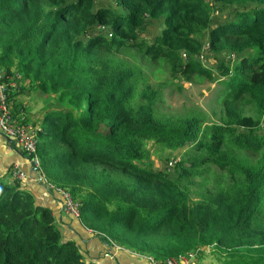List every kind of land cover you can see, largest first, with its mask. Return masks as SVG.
<instances>
[{
  "label": "trees",
  "instance_id": "obj_1",
  "mask_svg": "<svg viewBox=\"0 0 264 264\" xmlns=\"http://www.w3.org/2000/svg\"><path fill=\"white\" fill-rule=\"evenodd\" d=\"M212 4L235 13L213 22ZM123 54L218 82L222 121L171 114ZM0 71L63 106L44 110L36 152L23 154L103 244L160 262L212 247L220 264H264V0H0ZM149 142L183 152L178 177L154 168ZM11 172L0 177V264H89ZM196 178L208 190L192 201Z\"/></svg>",
  "mask_w": 264,
  "mask_h": 264
},
{
  "label": "rangeland",
  "instance_id": "obj_2",
  "mask_svg": "<svg viewBox=\"0 0 264 264\" xmlns=\"http://www.w3.org/2000/svg\"><path fill=\"white\" fill-rule=\"evenodd\" d=\"M212 7L213 22L219 19H225L227 16L235 13L234 10L219 8L218 6L215 7L214 4H212ZM239 9L240 8H236V11ZM158 31V26L149 27L147 31L142 34V37L151 40ZM204 47L205 50L208 49L207 34L204 39ZM120 56L125 60H131L133 64L140 68L144 77L140 88L142 89L144 84H149L161 93L163 105L171 114L184 115L200 112L206 124L220 123L222 121L224 110L222 105L217 101L218 91L221 88L218 82L188 81L181 76L172 79L165 70H158L157 66L150 64L141 55H136L134 57L132 54H123ZM229 60H235L234 56H231ZM14 75H21L22 77L20 89L22 91L19 96L22 106L23 99L24 103L29 107L34 103L37 106L39 102H43L40 105V112L44 111L46 108H63L62 105L56 102L53 95H45L42 92L33 90L30 82L25 79L22 74L15 72ZM148 147L150 149V163L154 168L173 178L178 177L179 172H177L175 164L179 161L183 152L168 151L161 147L154 146L151 142H149ZM211 169L213 172L220 174V171L215 166H212ZM204 176L210 177L209 179L212 178V174ZM185 185L190 190L192 201H198L200 198L207 195L206 191L208 190V186L200 178H196L193 183L187 182ZM221 260V255L215 252L212 247H205L199 249L196 264H220Z\"/></svg>",
  "mask_w": 264,
  "mask_h": 264
},
{
  "label": "crops",
  "instance_id": "obj_3",
  "mask_svg": "<svg viewBox=\"0 0 264 264\" xmlns=\"http://www.w3.org/2000/svg\"><path fill=\"white\" fill-rule=\"evenodd\" d=\"M21 91L19 90L18 94L12 97L13 108L16 104L19 105L17 109L19 118L22 121L25 119L26 125L35 132L36 128L44 122V111L40 112V105L43 102H39L37 106L34 103L29 107L22 99V106L19 100ZM35 138L39 139L38 135L35 134ZM11 170L12 176L13 171L19 170L22 173L21 186L35 196L37 204L52 210L64 240L75 242L87 263L153 264L150 258L142 257L113 245L103 244L91 230L83 227L79 217L67 214L62 207L61 194L56 190H50L49 186L39 179V174L33 168L31 161L24 156L23 150L17 141L6 137L0 132V177Z\"/></svg>",
  "mask_w": 264,
  "mask_h": 264
},
{
  "label": "built area",
  "instance_id": "obj_4",
  "mask_svg": "<svg viewBox=\"0 0 264 264\" xmlns=\"http://www.w3.org/2000/svg\"><path fill=\"white\" fill-rule=\"evenodd\" d=\"M21 81V75L7 77L3 71H0V132L8 138L16 140L24 152L32 154L36 152L35 132L31 127L24 125L22 119H16L13 113L12 97L20 90ZM31 164L39 174V179L45 182L49 188L55 189L61 194L64 211L69 215L78 217L79 203L69 193L56 189L47 182L41 169L40 160L36 155L31 160ZM13 172L15 178L22 179L23 175L19 170ZM198 252L199 250L181 256L179 259H170L163 262L150 260L153 264H196Z\"/></svg>",
  "mask_w": 264,
  "mask_h": 264
}]
</instances>
